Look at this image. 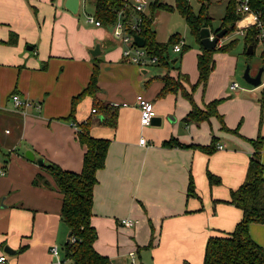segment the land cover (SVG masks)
Segmentation results:
<instances>
[{"label": "crops", "instance_id": "crops-1", "mask_svg": "<svg viewBox=\"0 0 264 264\" xmlns=\"http://www.w3.org/2000/svg\"><path fill=\"white\" fill-rule=\"evenodd\" d=\"M93 1L77 0L73 12L67 7L68 0H0V256L5 257L0 264L70 263L68 259L64 262V251L62 258L58 245L56 255L49 250L62 235L66 241L68 228L60 218L61 193L42 165L53 162L80 171L84 148L77 141L76 129L84 121H88L90 135L109 139L104 165L96 170L93 186L90 221L96 230L94 249L106 255L110 264H202L206 239L229 232L241 218V209L228 199L230 190L243 182L253 152L247 140L217 131V126H224L225 121L227 127H234L248 112L257 115L264 79L252 86L244 80L240 85L228 76L237 86L231 88L228 83L231 93L224 102L232 103L245 92L243 109L229 117L224 102H218L215 114L182 126L179 120L190 110V101L180 110L175 106L177 90L158 93L164 75L178 79L189 91L186 75L158 63L138 66L125 61L109 25L86 21V14L93 15ZM159 2L173 5L174 0ZM159 9L172 11L152 9L155 39ZM212 19L207 26L210 35L221 21L213 24ZM251 22V16L239 17L231 33L243 38ZM227 33L215 47L232 40ZM179 39L182 49L184 41ZM195 41L198 53L201 44ZM246 47L243 39L244 53ZM94 66L96 89L82 94L71 111V98L87 86ZM256 70L254 67L253 73ZM12 93L38 107L15 109ZM137 94L153 103L155 116L149 125L139 123ZM191 95L199 108L219 97L208 94V88L205 95L198 88ZM105 105L115 110L114 125L102 122L101 107ZM242 126L239 132L250 137ZM143 135L150 139L147 145L138 142ZM257 135L264 137V123ZM212 136L215 148L210 153L192 145L207 144ZM28 149L33 159L24 155ZM37 157L42 165L37 164ZM260 161L264 163L261 151ZM37 173L49 184H33ZM207 173L219 181L210 183ZM121 217L136 222L124 227L119 224ZM248 234L264 246V223L250 222Z\"/></svg>", "mask_w": 264, "mask_h": 264}, {"label": "trees", "instance_id": "trees-1", "mask_svg": "<svg viewBox=\"0 0 264 264\" xmlns=\"http://www.w3.org/2000/svg\"><path fill=\"white\" fill-rule=\"evenodd\" d=\"M198 1L200 5L196 11L193 10L188 0H174L173 5L164 2L156 3L157 0H155L150 4L148 14L143 16L140 35L143 37L144 45L149 53L157 56L159 65L168 66V47L179 40V35L171 34L166 42L156 41L151 25L152 9L157 7L177 10L183 16L191 33L199 40V29L210 26L212 17L207 12L204 0ZM93 2V15L100 21L101 25L112 24L120 11L122 14L129 13V0H94ZM237 5V0L226 1L224 13L220 19V28L225 27V33L234 30L236 20L241 17ZM248 5L251 10L258 11L260 18L264 21V0H248ZM254 33L255 26L248 25L243 36L245 45L252 43L253 50L255 46ZM9 41L13 42V39L11 38ZM234 42L235 40L232 39L213 48L199 46L200 50L196 56L198 72L196 83L202 82L204 84L206 82L213 68L212 52L215 49L225 51L231 48ZM261 56L264 58L263 51H261ZM175 60L176 58L172 59L173 62ZM96 72V66H94L87 86L81 93L71 98V111L76 100L82 94L93 93L96 89ZM162 81L163 85L159 95L179 90L190 101L191 108L184 117L185 121L194 120L198 122L215 114V107L219 99L207 102L204 108H199L193 102L191 92L196 83L191 84L190 90L187 91L180 83L174 82L170 75H164ZM258 102L260 112L264 114V83L260 90ZM101 109L104 114L102 122L114 125L115 110L109 105L102 106ZM87 122H80L76 130L77 141L84 148L80 171L66 170L53 162L44 163L42 170L52 178L55 188L61 193L60 218L70 231L68 239L63 244L64 259H68L69 264H110L109 258L97 252L93 247L96 230L90 221L93 186L96 182L95 173L104 165L109 139L90 135ZM247 140L252 144L253 152L248 160L245 178L237 188L230 190V199H228V202L241 209V218L229 232L221 235H210L206 239L202 264H264V246L254 242L248 234L250 222L264 223V177L262 176L264 163L260 161L263 136L257 135L255 138ZM174 143H178L177 140L174 139ZM214 143L215 137L212 136L208 144L192 145L205 153H210L215 148ZM207 177L210 183L219 181L218 177L211 173H207ZM33 184L48 185L49 182L42 174L37 173L33 178ZM191 187L192 183L189 181V188L191 189Z\"/></svg>", "mask_w": 264, "mask_h": 264}, {"label": "rangeland", "instance_id": "rangeland-1", "mask_svg": "<svg viewBox=\"0 0 264 264\" xmlns=\"http://www.w3.org/2000/svg\"><path fill=\"white\" fill-rule=\"evenodd\" d=\"M167 1L172 3L173 0H167ZM189 2L194 11L198 10L199 5H200V2L198 0H189ZM225 3H226V0H204V4H206L208 14L213 17L212 19L213 24H215V22H218L221 19L224 13ZM86 8L87 10H90L91 5L87 4ZM156 12H158L157 13L158 15H156V18H155L156 39L160 40V42H166L171 34L176 33V34H179V37L182 38L184 41V48L179 53L173 52L171 49V46L168 47V52H167L168 53V69L169 70L179 69L183 74L186 75L188 81L191 84H195L197 82L196 80L198 76L197 70H196V53L198 51V44L195 41L194 35L191 33L188 25L185 23L183 17L180 15V13L177 10L174 9L172 11H162L161 9H159ZM236 28L237 26L235 24V29ZM229 35L230 37H232V39L235 40L232 47L225 51H220L218 49H215L212 52V56L214 57L216 62H215V65H214V68L211 74L207 77L206 82L204 84H202V82H198L195 84V87L192 90L194 91L198 88L205 95L206 90L208 88V94L214 93L216 98L219 96L217 98L219 99V103L222 101L223 102L226 101L228 99L227 96L229 95V93H231L228 90V88H226V86L230 82L227 79L228 76L234 79L235 81H237L241 85V84H244V81L242 79V72L244 70L246 63H248L249 65V69H250L249 72L251 74L254 71V67L258 68L259 66H264V58L261 56V51H260L259 46L255 45L253 53L248 55L247 53H244L243 51V38L240 35H237V34L234 35L233 33H231V31H229ZM173 58H176L174 62L172 61ZM230 63H233L231 71L230 73H226L227 66ZM234 65H235V69L233 70ZM157 69L158 68H156V70ZM172 79L174 82H178L177 81L178 79H175L173 77ZM235 81H232V82H235ZM244 96H245V92L241 91L239 99L235 100L232 103L224 102V108L227 110L229 117H231V115H234L235 112L243 109L244 103L241 100V98ZM175 97H176L175 106L178 109L182 110L186 105V103L185 105L183 103L186 102V100L188 101V99H186L178 90L176 92ZM251 101L255 103V100H251ZM184 117L185 116H183L179 120L182 126H184L187 121L193 122L190 120L185 121ZM214 117L217 118V121L219 123L218 117L216 116ZM245 118H246L245 120H241V121L239 119L238 125L234 127H227L225 125V121H224V126L222 127L219 123L216 130L217 131L222 130L223 133L226 132L225 134H229V135L233 134L239 139L241 138L240 140H243V139L247 140V138L248 139L255 138L256 131H258L260 125L261 124L263 125L264 123V114H261L260 110H258L257 108V115L255 114V111L254 112L251 111L245 115ZM242 124H243L242 129H241L242 132H244L247 135L251 134L250 137L245 138L243 137L244 135L239 132L238 127ZM201 132L202 131H199V133ZM211 132L213 133L214 131H211ZM145 138L147 139V142L149 143L148 140L150 139L147 138L146 136ZM260 151L262 154H264V137L262 140ZM63 240H64V237L62 235V237L60 238V241H56L55 243H52V245L53 244L58 245L59 253L62 258H63V244H64ZM65 261L66 259H64V262Z\"/></svg>", "mask_w": 264, "mask_h": 264}, {"label": "built area", "instance_id": "built-area-1", "mask_svg": "<svg viewBox=\"0 0 264 264\" xmlns=\"http://www.w3.org/2000/svg\"><path fill=\"white\" fill-rule=\"evenodd\" d=\"M155 0H130L129 1V13L122 14L121 11L118 12L116 20L109 25L111 36L121 44V56L122 58L130 63L136 64L138 66H146L148 64L157 63V56L149 53L145 45H138L134 41L135 35H140L142 29L143 16L148 14V8L151 3ZM237 10L240 12L242 17L251 16L252 22L249 25L255 26V33L253 34V39L255 45L259 46L260 51L264 52V21L260 18V13L258 11H253L249 8L248 0H237ZM85 19L88 22H92L94 25H101L100 21L96 19L91 14H86ZM181 40L171 45V49L174 52H180L181 50ZM262 79H264V71ZM231 88L237 86L236 82H232L229 85ZM10 101L12 106L18 110H24L25 107L33 105L38 107V104L32 103L29 100L22 99L19 94L12 93L10 95ZM135 104L139 110V123L142 126L149 125L155 116V110L153 103L145 98L141 94H137L135 98ZM94 112L95 108H91ZM70 125L76 128L74 122L70 121ZM77 130V129H76ZM138 142L142 145H147V139L144 136L138 138ZM217 148H221V144L216 145ZM2 170L0 169V173ZM136 222V219L130 217H121L119 219V224L124 227H131ZM51 254L56 255L58 248L55 244L51 245L49 248ZM132 255V251L129 252ZM5 257L0 256V262H3Z\"/></svg>", "mask_w": 264, "mask_h": 264}, {"label": "water", "instance_id": "water-1", "mask_svg": "<svg viewBox=\"0 0 264 264\" xmlns=\"http://www.w3.org/2000/svg\"><path fill=\"white\" fill-rule=\"evenodd\" d=\"M67 7L75 12L76 11V7H77V0H68V3H67ZM226 31V28L225 27H221L219 28L218 30H216L213 35H210V32H209V29L208 27L204 26V27H201L199 29V42L200 44L205 47V48H213L215 47L217 41L219 40V38L225 33ZM134 41L138 44V45H143L144 44V39L143 37H141L140 35H135L134 36ZM253 51L252 49V43L248 44L247 47H246V50L245 52L247 54H251ZM264 71V66H259L256 70L255 73L251 74L249 72V65L248 63H246L245 67H244V70L242 72V78L243 80L252 85V86H258L261 84L262 82V73ZM24 155L30 159H33V153L31 150H25L24 152ZM36 162L38 165H42V159L41 157H37L36 158ZM70 235V231L67 232V238L66 240L68 239Z\"/></svg>", "mask_w": 264, "mask_h": 264}]
</instances>
